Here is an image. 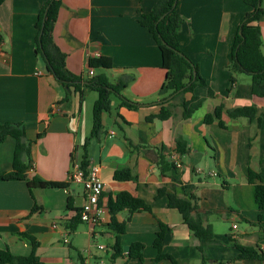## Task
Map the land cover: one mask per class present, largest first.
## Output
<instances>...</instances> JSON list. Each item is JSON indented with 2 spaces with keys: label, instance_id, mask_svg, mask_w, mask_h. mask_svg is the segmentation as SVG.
<instances>
[{
  "label": "crops",
  "instance_id": "obj_1",
  "mask_svg": "<svg viewBox=\"0 0 264 264\" xmlns=\"http://www.w3.org/2000/svg\"><path fill=\"white\" fill-rule=\"evenodd\" d=\"M48 1L6 0L0 5V125H25L31 142L29 179L39 177L68 187L34 189L32 195L25 181H0V250L30 255L33 243L24 236L28 235L39 243L37 255L43 264H172L155 262L154 242L163 224L168 229L164 253L178 264H264L240 260L236 247L264 253V220L259 218L264 212L254 195L255 184L264 182V98L252 95L248 74H239L233 92L228 91L235 35L252 8L245 0L180 1L184 19L180 47L199 66L208 86L167 100L160 95L167 77L161 51L139 23L157 0H62L53 38L65 57L67 71L89 79V60L109 58L113 66L95 69V76H105L112 85L127 82L120 95L112 93L117 102L112 105L111 100V110L103 115V133L88 147L90 163L102 166V223L91 229L81 222L70 231L67 225L82 210L86 195L83 185L69 183L68 177L75 151L91 134L93 112L92 118L86 112L94 108L98 93L83 88L81 99L79 91L71 88L68 93L47 71L37 50V23ZM260 26L264 52V16ZM210 89L214 98L208 96ZM194 95L205 98V103L190 119H184L182 101ZM123 100L137 108L122 105ZM219 105L225 106L224 129L217 122H204L205 115ZM252 105L259 110L261 123L231 119L226 113ZM163 107L170 109V118L147 121ZM179 137L187 146L183 154L177 150ZM15 147L16 140L10 136L0 144L1 172L13 170ZM172 154L178 155L182 168L164 174L161 157L171 161ZM122 170H129L134 179L116 180V172ZM251 171L260 180L251 183ZM186 185L196 188L198 208L193 215L212 228V239L196 237L180 212L169 208L168 197H159L165 189L188 200ZM122 193L141 199L152 212L118 213L117 222L125 226V232L118 234L109 226V203ZM35 205L40 209L33 213ZM117 237L123 252L115 258ZM137 243L145 247L143 260L129 256L130 247Z\"/></svg>",
  "mask_w": 264,
  "mask_h": 264
},
{
  "label": "trees",
  "instance_id": "obj_2",
  "mask_svg": "<svg viewBox=\"0 0 264 264\" xmlns=\"http://www.w3.org/2000/svg\"><path fill=\"white\" fill-rule=\"evenodd\" d=\"M6 0H0V5ZM181 0H157L155 6L148 14L141 15L139 23L146 28L157 42L162 54V67L167 72L166 80L160 90V95L163 99L171 96H181L186 93H193L197 87H207V81L202 77L199 66L196 65L187 55H185L180 47L179 32L183 26L184 19L179 13V5ZM262 0H245V4L252 8V11L247 13L242 20L237 33L235 35L232 60L229 67L232 77L228 88L229 93L233 92L239 74H248L251 77V91L252 95L258 98H264V52L263 37L261 31V18L264 16V7L259 6ZM62 6V0L48 1L37 23L38 37L37 50L42 56L47 71L51 73L57 81L62 84L70 93L71 88L80 92L81 99L84 98L85 91L83 88L94 90L98 93V99L93 108V128L90 136L85 140L83 146L75 151L73 161L78 159L81 169L88 174L90 165V156L88 147L92 140L100 138L103 133V115L111 110V95L116 93L118 95L127 87V82L121 80L118 84L112 85L103 75L94 76L89 79L77 77L67 71L64 55L57 48L53 33L55 23L58 19L59 10ZM113 66L112 60L109 58H91L89 60L90 69H109ZM197 72V77L194 80L193 73ZM134 78L131 77L128 82ZM191 83L190 86H188ZM210 98L215 97V93L210 89L208 92ZM174 97V98H175ZM69 98L65 101H68ZM205 103V98L193 96L190 100H183V118L190 119L197 111H199ZM122 105L136 109L135 104L127 100H123ZM225 113V106L219 105L215 108L213 113L205 115L204 122L207 125L215 122L221 128H226L223 121ZM231 119L247 118L251 122H262V118L258 117L259 110L255 105L244 106L226 111ZM264 118V111L262 112ZM171 117V111L168 108H162L160 114L151 115L147 118L148 122H153L155 119L167 120ZM13 137L16 140V147L14 153L13 170L9 173L0 171V181H25L31 192L34 189H66L68 184L60 182H51L42 180L39 177L29 179L27 176L28 163L31 157V142L27 140L26 127L22 123H4L0 125V144H2L7 137ZM40 137V135H39ZM178 152L183 154L187 151V146L179 137L177 140ZM77 153H80L77 157ZM161 171L165 174L171 168H174V163H171L165 157H161L160 163ZM249 180L255 183L260 180L259 175L250 172ZM116 180H133L134 177L129 170L118 171L115 174ZM195 186L186 185L184 191L188 200L178 198L175 194L167 193L165 189L159 192V197H168V206L171 209H176L183 217L185 224L200 240L212 239L214 237L213 230L210 226L205 227L200 218L194 217L193 211L198 208V197L195 194ZM33 195V194H32ZM255 202L261 212H264V182L255 184ZM40 209L35 205L32 212ZM128 210L134 212H152L151 206L146 204L141 199L135 198L128 193H122L117 196L115 201H110L109 212L111 214L110 228L118 234L125 232V226L117 222L116 216L118 213ZM260 221L264 220V215H260ZM81 210L76 213L74 218L67 228L70 231L76 230L81 223ZM167 227L160 224V231L157 233L154 247L158 251L155 259L156 263L164 260L170 261L172 264H178L177 261L170 255L164 253V240L167 234ZM33 243L32 253L28 256H16L9 249L0 250V264H43L41 258L37 255L39 243L35 238L29 237ZM119 237L115 242L113 250L114 257L122 255V248L120 246ZM240 251V260H259L264 261V253H259L253 248L236 246ZM144 245L134 244L130 247L129 256L133 259L143 260Z\"/></svg>",
  "mask_w": 264,
  "mask_h": 264
},
{
  "label": "built area",
  "instance_id": "obj_3",
  "mask_svg": "<svg viewBox=\"0 0 264 264\" xmlns=\"http://www.w3.org/2000/svg\"><path fill=\"white\" fill-rule=\"evenodd\" d=\"M89 75L91 77L95 76V71L89 69ZM170 160L174 163L177 169H181L182 166L178 159V155L172 154ZM101 169L102 166L99 164H91L88 168V174L81 169L78 159L73 161L71 171L69 173V183L81 184L84 187L86 202L81 210V221L89 224L91 229H94L101 225L103 209L100 207L99 202L100 198L104 191V183L101 179ZM211 175L217 176L216 173ZM237 228V225H234V229ZM68 243V240H65ZM105 249L104 246L100 247Z\"/></svg>",
  "mask_w": 264,
  "mask_h": 264
},
{
  "label": "rangeland",
  "instance_id": "obj_4",
  "mask_svg": "<svg viewBox=\"0 0 264 264\" xmlns=\"http://www.w3.org/2000/svg\"><path fill=\"white\" fill-rule=\"evenodd\" d=\"M90 95L97 96V94H95V93H92ZM111 100H112V105H115V103L117 102V98L115 96H112ZM92 112H93V109L90 106V110L88 112H86L88 114V118L89 117L92 118Z\"/></svg>",
  "mask_w": 264,
  "mask_h": 264
},
{
  "label": "water",
  "instance_id": "obj_5",
  "mask_svg": "<svg viewBox=\"0 0 264 264\" xmlns=\"http://www.w3.org/2000/svg\"><path fill=\"white\" fill-rule=\"evenodd\" d=\"M259 6H261V3H259ZM193 76H194L193 79L195 80L196 77H197V72H196V71H194ZM190 85H191V83H190L188 86H190ZM173 96H174V95H173ZM173 96L169 97L167 100L171 99Z\"/></svg>",
  "mask_w": 264,
  "mask_h": 264
}]
</instances>
